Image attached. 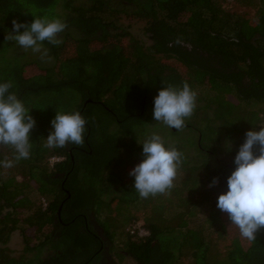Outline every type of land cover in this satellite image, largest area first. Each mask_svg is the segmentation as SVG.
Segmentation results:
<instances>
[{
	"label": "trees",
	"instance_id": "trees-1",
	"mask_svg": "<svg viewBox=\"0 0 264 264\" xmlns=\"http://www.w3.org/2000/svg\"><path fill=\"white\" fill-rule=\"evenodd\" d=\"M224 1L0 0V83L12 82L36 120L30 158L15 162L0 146V161H14L0 167V264L97 262L103 240L92 216L111 240L122 228L127 252L144 264H264V229L222 248L228 230L217 207L245 133L264 122V0H237L257 6L253 17ZM37 16L67 24L63 43H43L51 59L5 40L14 19ZM123 19L143 22L151 44ZM184 82L196 107L167 141L183 164L170 194L142 199L129 175L144 158L138 141L152 133L159 90ZM56 111L86 119L82 147H44ZM54 156L62 159L51 163ZM140 216L144 237L125 231ZM16 230L26 243L20 256L4 246Z\"/></svg>",
	"mask_w": 264,
	"mask_h": 264
},
{
	"label": "clouds",
	"instance_id": "clouds-1",
	"mask_svg": "<svg viewBox=\"0 0 264 264\" xmlns=\"http://www.w3.org/2000/svg\"><path fill=\"white\" fill-rule=\"evenodd\" d=\"M12 24L13 30L5 40L14 41L25 51L31 49L33 53H39L42 60L51 59L43 43H63L57 37L67 27L62 20L47 16H37L31 24L14 19ZM22 28L25 29L23 32L20 31ZM12 87L11 81L0 83V146L11 147L15 153L14 161L18 162L30 158V132L36 120L18 95L10 91ZM196 99L197 93L187 82L182 87L167 85L154 98L153 118L167 128L181 131L186 119L194 112ZM86 125L87 121L79 111H56L51 121L53 130L44 147L63 148L69 144L82 147ZM258 127V131L254 128L245 133L244 143L234 159L235 170L227 178L228 191L220 194L217 200L218 209L228 215L231 226L235 225L241 237L249 241L256 240L257 232L264 229V122ZM138 143L142 144L144 158L129 175L135 178L134 188L140 198L170 194L183 164V153L156 132ZM14 161L5 158L0 161V167L10 169ZM217 182L218 178H215L210 186Z\"/></svg>",
	"mask_w": 264,
	"mask_h": 264
},
{
	"label": "rangeland",
	"instance_id": "rangeland-1",
	"mask_svg": "<svg viewBox=\"0 0 264 264\" xmlns=\"http://www.w3.org/2000/svg\"><path fill=\"white\" fill-rule=\"evenodd\" d=\"M224 6L232 12L243 13V14L247 15L248 17H253L256 10H257V6L238 2L237 0H225ZM123 24L128 27V30L133 35H135L137 38L142 40L147 46H149L151 44V39L143 28V26H144L143 22H138L136 20H131V19H123ZM31 72L33 73L34 71L32 70ZM156 122L157 121L154 120L153 123H150L148 126V128H151L152 132H156V133L160 134L162 137L165 138L166 141L175 140L173 133L170 132V128H167L166 126H164L161 123H159V125H157V124H155ZM156 126H159V127L156 128ZM219 157L224 159V160L229 159V155H227L226 153H221ZM136 165H134L131 168V170ZM115 208H117L116 204H115ZM222 215H223V218H224L225 224L227 226V230H228V240H226L225 242H222V248H224V246L228 245L233 238H235V237L242 238V239H244V238L241 237V235L239 233V229L235 225L231 226V222L228 219V215L224 212L222 213ZM119 216L120 217L118 218V220H124L125 218L128 217V214L123 213V214H120ZM202 217H203V215H202ZM139 220H143L141 216H140ZM131 225H132V223L126 225L125 231H128L130 229ZM123 232H124V230L122 228H120L117 232V235H115L113 237L114 242H113V245L111 244V246H110L111 247L110 253H112V255H116V253L119 251V249L125 248V244H123L122 238H120L121 237L120 235ZM4 246L9 248L11 255H13V256L22 255L24 253V248L26 246V243H25L23 235L21 234V231L20 230L14 231L11 235L9 242ZM47 254H48L47 251H43L41 256L45 257ZM27 255L32 256V253H28ZM120 261L124 262V263H131V264L134 263L132 258H130V257H125Z\"/></svg>",
	"mask_w": 264,
	"mask_h": 264
},
{
	"label": "flooded vegetation",
	"instance_id": "flooded-vegetation-1",
	"mask_svg": "<svg viewBox=\"0 0 264 264\" xmlns=\"http://www.w3.org/2000/svg\"><path fill=\"white\" fill-rule=\"evenodd\" d=\"M90 223L92 224V226H94L95 231L97 232V234L102 238L103 240V244L101 245V255L99 260H97V262L92 263V264H131V263H124L121 262L120 260H122L125 257H130L132 258L133 262L132 264H144L141 262H138L137 260L134 259L133 256H131L126 248L124 249H119V251L116 253V255H112V253H110L111 251V244L113 245V240H111L104 232L103 228L99 225L98 221L92 216ZM47 255L45 257H47L49 254H51V251H47Z\"/></svg>",
	"mask_w": 264,
	"mask_h": 264
},
{
	"label": "built area",
	"instance_id": "built-area-1",
	"mask_svg": "<svg viewBox=\"0 0 264 264\" xmlns=\"http://www.w3.org/2000/svg\"><path fill=\"white\" fill-rule=\"evenodd\" d=\"M60 159H61V157H56V156H54V157H52V158L50 159V161H51V163H54L55 160L58 161V160H60ZM129 231H130V233H131L132 235H136V236H140V237H144V236H147V235L149 234V231H148V230L146 229V227L144 226V223H143L142 220H137V221H135V222L131 225Z\"/></svg>",
	"mask_w": 264,
	"mask_h": 264
}]
</instances>
